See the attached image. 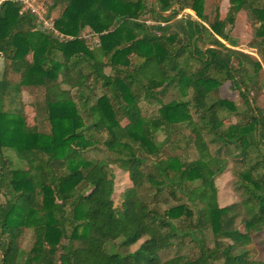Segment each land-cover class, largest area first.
<instances>
[{
	"label": "trees",
	"instance_id": "trees-1",
	"mask_svg": "<svg viewBox=\"0 0 264 264\" xmlns=\"http://www.w3.org/2000/svg\"><path fill=\"white\" fill-rule=\"evenodd\" d=\"M205 2L49 0L73 38L63 42L2 4L0 264H264L252 247L264 232V0H230L227 18L213 21ZM186 10L197 19H178ZM242 11L255 27L249 67L226 30ZM87 28L96 36L82 38ZM226 83L243 108L220 97ZM23 88L43 89L32 126ZM98 143L106 157H87ZM10 150L28 168H14ZM230 161L241 200L221 207L215 180ZM112 166L132 181L118 208ZM174 246L191 248L163 260Z\"/></svg>",
	"mask_w": 264,
	"mask_h": 264
},
{
	"label": "rangeland",
	"instance_id": "rangeland-1",
	"mask_svg": "<svg viewBox=\"0 0 264 264\" xmlns=\"http://www.w3.org/2000/svg\"><path fill=\"white\" fill-rule=\"evenodd\" d=\"M154 0H144V2L149 5ZM230 0H206L205 2V13L210 17V20L213 21L216 14L219 13L220 19L225 20L228 16L229 8H230ZM61 13V10H56L52 13V15L57 18ZM184 15H190L193 18L197 19L196 15L190 11L186 10L182 13V15L178 18L180 19ZM168 16V15H166ZM148 24H152L151 21ZM173 29L176 28V21L171 22ZM153 25V24H152ZM226 30L230 33V36L235 40L237 47L234 49L244 56V63L246 66H250L248 64L247 58L245 56H252L255 59H258V56L255 53V50L252 48L253 40L255 38V27L253 25L251 14L247 11H242L235 16V22L233 25L227 24ZM95 35L94 32L87 28L82 34V38H89L90 36ZM229 46V45H228ZM108 73L110 72V68L106 70ZM5 74V62L1 58L0 59V79H3ZM10 80L15 84L19 82L20 76L16 73L11 72L9 74ZM43 97V89L38 88H23L21 93L22 102L26 105L24 117L29 125L35 124V111L34 108L30 105L34 103L36 100L41 99ZM220 97L223 99H227L231 102L236 103L239 108H243L244 101L240 98L238 92L232 90L230 88V84L226 83L220 89ZM257 97V105L264 110V79H263V87L260 92L256 93ZM143 111L145 114H158L159 106H148L146 104H142ZM7 109L10 108V104H6ZM238 120L237 117H232L230 120H227V123L236 122ZM125 124V122H124ZM159 140H163V136L159 137ZM98 146L100 147L99 143ZM103 148L102 144L100 150H93L87 153V157L91 159H100L106 157L107 151ZM191 159H197V153L191 149ZM106 153V154H105ZM8 154V152H7ZM9 157L12 159L14 168L25 169L28 168V165L25 162L19 160L18 155L14 150H10ZM210 162H213L211 157H208ZM234 166V162L230 161L228 168L225 170L223 174L215 180V185L218 190V202L221 207H226L232 205L234 203L240 202L241 195L235 188V178L233 175L232 168ZM111 171L114 174L115 178V192L113 195V200L115 206L118 208L122 203V194L123 192L132 186V181L127 172L120 170L118 167L112 166L110 167ZM3 198V197H2ZM4 199H2L3 201ZM184 201V200H183ZM181 203V202H179ZM171 204H178V201L173 200ZM165 204H162L161 210H166ZM144 240H141L139 243L130 247L127 252H135L139 246L143 243ZM36 242V234L34 231L29 230L26 231L24 236L20 241V245L24 250H31ZM119 243L113 245V249L115 251L122 252L123 250L118 247ZM254 254L256 258L264 261V232L260 233L255 238V243H253ZM189 246H185L183 248H178V246H174L169 248L168 250L162 252L161 257L163 260L171 259L177 255L188 254L190 251ZM125 251V250H124Z\"/></svg>",
	"mask_w": 264,
	"mask_h": 264
},
{
	"label": "built area",
	"instance_id": "built-area-1",
	"mask_svg": "<svg viewBox=\"0 0 264 264\" xmlns=\"http://www.w3.org/2000/svg\"><path fill=\"white\" fill-rule=\"evenodd\" d=\"M6 2L18 4L21 16L33 17L36 21V30L39 32L49 34L61 42L73 39L61 33L56 27V18L48 10L49 0H0V7Z\"/></svg>",
	"mask_w": 264,
	"mask_h": 264
},
{
	"label": "water",
	"instance_id": "water-1",
	"mask_svg": "<svg viewBox=\"0 0 264 264\" xmlns=\"http://www.w3.org/2000/svg\"><path fill=\"white\" fill-rule=\"evenodd\" d=\"M170 13H168V14H166V15H169ZM190 18H193V17H190ZM193 19H195V18H193Z\"/></svg>",
	"mask_w": 264,
	"mask_h": 264
}]
</instances>
